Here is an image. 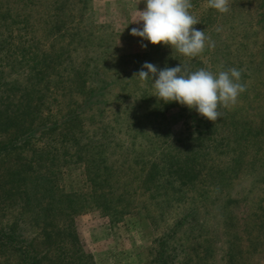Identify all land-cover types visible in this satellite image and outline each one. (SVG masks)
I'll use <instances>...</instances> for the list:
<instances>
[{
    "label": "rangeland",
    "instance_id": "obj_1",
    "mask_svg": "<svg viewBox=\"0 0 264 264\" xmlns=\"http://www.w3.org/2000/svg\"><path fill=\"white\" fill-rule=\"evenodd\" d=\"M190 2L189 12L199 21L193 27L204 30L206 38L215 42V47L209 48L206 39L204 51L196 57L130 34L131 28L138 26L132 22L139 18V10L145 8L143 0H88V4L75 0L76 10L63 12L64 24L75 16L72 26L62 25L49 36L44 34L45 47L59 49L49 51L58 55L62 66L56 75L52 68L46 69L41 83L46 97L41 101L38 92V98H34L44 119L37 118L36 123L52 124L78 109L83 126L78 130L83 151L79 149L74 157L67 155V161L61 160L57 167L62 188L90 192L86 162L79 158L103 136L109 138L106 142L124 145L119 149L120 158L132 166L140 160L141 153L144 162L154 156L161 159L169 151L181 157L191 153V142L204 143L201 150V145L196 148L202 156L196 164L199 184L188 193V201L176 199L166 201L160 208L153 206L151 217H146L140 208L122 219L106 216L95 208L76 217L81 243L97 264H153L159 238L171 230L176 220L186 216L187 223L181 222L182 230L172 240L178 248L175 264L188 260L187 253L198 244L202 249L199 254L205 255L207 249L211 254L203 262L196 258L193 264H226L229 259V264L235 259L236 264H264V244L255 241L258 217L264 208V0H228L226 13L211 8L208 0ZM69 7L70 4L66 5ZM141 42L147 47L143 48ZM145 62L159 68L187 64L191 71L204 68L214 75L234 67L242 71L240 82L246 84V91L234 105L218 109L222 116L216 122L203 117L202 127L198 123L202 116L194 109L155 102L159 99L154 95L151 79L145 81L134 75ZM86 70L92 75L97 70L99 78L112 84L108 96L100 98V104L93 101L90 106L84 105L86 91L79 82L87 77ZM79 72L85 74L81 76ZM29 76L32 75L12 77L23 84ZM144 96H148L146 102ZM18 99L23 100L17 96L13 101ZM155 107L166 110L169 133L160 117L156 121L148 117ZM200 131L205 132L201 141H194ZM162 133L159 139L156 134ZM7 136L0 134V140ZM55 138L62 141L60 134ZM70 143L69 139L68 148L78 149L76 143ZM41 145L38 141L36 146H26L24 154L29 156L28 148L38 150L44 147ZM18 151L23 152V148L8 160H0L1 173L5 167L20 163ZM184 156L179 159L184 161ZM138 198L142 199L140 195ZM5 207L9 211L6 218H15V210ZM187 234L189 238L184 237ZM23 237L41 244L42 236L36 228L28 226Z\"/></svg>",
    "mask_w": 264,
    "mask_h": 264
},
{
    "label": "trees",
    "instance_id": "obj_2",
    "mask_svg": "<svg viewBox=\"0 0 264 264\" xmlns=\"http://www.w3.org/2000/svg\"><path fill=\"white\" fill-rule=\"evenodd\" d=\"M82 1L88 4V0H77L78 3ZM68 4L70 7L66 8ZM75 4V0H0V100L8 101L0 104V134H9L0 140V160H8L11 154L23 148V152L18 151L17 154L20 163L5 167L4 174L0 170V208H3L0 210V264H97L81 243L75 223L78 215L88 208H95L106 216L122 219L140 208L145 211L146 217H151L153 206L160 208L166 201L176 199L188 201V193L199 184L200 173L196 164L202 156L196 148L201 145V150L204 143L190 141L191 153H183L181 157L169 151L161 159L154 156L144 162L141 153L140 160L134 161L132 166L120 158L122 152L119 153V149H123L124 145L112 140L106 142L109 139L107 136L85 150V156L78 154L79 161L86 162L90 192L67 191L59 184L57 167L61 160L66 162L67 155L74 157L79 149L83 151L84 148V144L78 142V130L83 127L79 119L80 111L71 110L52 124H37L36 119H44V115L40 113V104L35 99L38 92L41 101L46 97L41 87L46 69L52 68L56 75L62 66L57 60L58 55L49 51L52 45L51 48L45 47L44 34L49 36L62 25L71 27L75 16L71 14L64 24L66 17L63 12L72 13L76 10ZM52 49L59 50L54 46ZM86 72L87 77L79 82V86L86 91L84 105L90 106L93 101L100 104V98L108 96L112 84L99 78L97 70L96 75H92L90 70ZM19 74L32 76L19 84L17 77H12ZM84 74L79 72L81 76ZM17 96L24 101H13ZM146 97L142 98L143 102L147 101ZM155 102L168 104L160 99ZM170 104L181 105L175 101ZM165 111L155 107L148 117L154 121L160 117L169 133V119ZM198 123L205 126L203 116ZM204 133L200 131L193 140L201 141ZM58 134L62 141L55 138ZM163 135L156 134L159 139ZM69 139L70 145L76 143L78 149L66 146ZM38 141L44 147L38 150L28 148L31 154L26 156L24 148L30 144L36 146ZM88 151L91 153L86 156ZM183 156L185 159L181 161L179 158ZM139 195L142 199L138 198ZM5 206L15 210V218H6L9 211ZM187 218L176 220L171 230L159 238L160 246L156 249L158 252L153 264H175L178 248L173 246L172 240L182 230L181 222L187 223ZM28 226L39 231L42 236L40 245L23 237ZM192 228L190 226V230ZM263 229L264 208L256 227L255 241L258 240L260 245L264 244ZM184 237L189 238V234ZM200 249L201 244L195 246L187 253L189 259L182 263L193 264L196 258L203 262L210 256L209 249L205 255L199 254L202 252ZM230 264H236V259Z\"/></svg>",
    "mask_w": 264,
    "mask_h": 264
},
{
    "label": "clouds",
    "instance_id": "obj_3",
    "mask_svg": "<svg viewBox=\"0 0 264 264\" xmlns=\"http://www.w3.org/2000/svg\"><path fill=\"white\" fill-rule=\"evenodd\" d=\"M143 2L145 8L139 10V18L132 22L138 26L131 28V35L154 45L163 43L188 57L203 52L206 39L209 48L215 47V42L206 38L204 30L193 27L199 21L189 12L192 8L190 0ZM208 4L221 13L229 11L228 0H208ZM141 46L146 48L147 44L141 42ZM134 75L145 81L151 79L158 99L165 103L178 102L213 122L222 116L218 109L234 105L247 87L240 82L242 71L234 67L214 75L204 68L191 71L187 64L159 68L145 62Z\"/></svg>",
    "mask_w": 264,
    "mask_h": 264
}]
</instances>
